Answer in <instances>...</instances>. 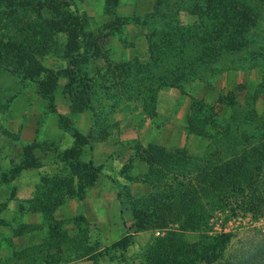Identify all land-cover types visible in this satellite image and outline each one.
Returning a JSON list of instances; mask_svg holds the SVG:
<instances>
[{"label":"rangeland","instance_id":"obj_1","mask_svg":"<svg viewBox=\"0 0 264 264\" xmlns=\"http://www.w3.org/2000/svg\"><path fill=\"white\" fill-rule=\"evenodd\" d=\"M176 1L114 0L110 5L108 0H60L65 15H57L55 1L42 12L44 19L55 20L59 26L53 51L42 60L50 71L68 66L63 55L68 27V19L64 16L86 17L85 29L99 43L101 51L98 59L86 65L95 78L96 93L92 99L98 113L95 130L107 127L111 134L106 140H99L98 134L94 135L93 151L85 147L81 160L88 162L92 158L96 166L103 167V174L78 195L68 196L57 209L54 217L59 225L54 228L61 230L59 235L53 234L45 225L42 215L29 211L28 201L44 195L43 181L67 175L66 166L59 157L74 143L70 133L72 128L82 136L91 132L92 113L73 109L72 98L65 93V79H60L52 96H45L40 94L34 82L23 80L0 67V264H144L147 250L157 239L168 237L177 227L170 225L168 230L140 233L131 230L134 245L122 257V252L112 247L127 232L118 208L117 186L127 187L134 197L150 193V186L140 180L147 172V166L138 155L139 145L158 144L172 152L188 149L194 155L206 148V140L187 131L188 117L195 100L216 105L215 110L222 117L227 105L225 101L223 104L219 101L225 97L236 98L242 106L252 108L254 112L249 122L255 123L247 125L248 134L264 137V93L254 99L255 91L264 80V70L251 68L247 59L243 60L244 55L223 54L213 65L202 69L200 77L187 80L180 87H162L158 90L156 103L153 102L149 109H144L141 100L125 90L115 92L114 98L104 93L107 80L104 74L108 67L116 71L128 63L150 61L151 32L157 29L153 40H158L161 31L158 18L151 15ZM3 14L0 12V37L8 32L6 27L10 26V19ZM28 16L35 17L33 14ZM130 18L138 21L125 23ZM181 19L192 25L199 21L198 17L184 11ZM259 20V34H263V12ZM181 52L176 50L172 54V65L178 58L188 59L193 54L188 49L185 55H180ZM154 66L169 67V64L159 62ZM126 85L129 88V83ZM27 146H33L34 156L42 167L14 176L11 172L23 160ZM236 202L234 198L230 203H224V208L216 209L208 221H201L200 231L187 235L186 240L193 243L203 236L225 232L232 234L226 257L244 258L263 251L264 211L252 214L241 209L233 210ZM205 208L208 209L202 206L201 215ZM79 217L86 221L72 222ZM124 218L130 227L132 213L126 211ZM25 226L28 229H23ZM83 231L87 232L89 244L95 251L85 259H77L78 253L71 248L70 241ZM197 264L206 263L200 261Z\"/></svg>","mask_w":264,"mask_h":264},{"label":"trees","instance_id":"obj_2","mask_svg":"<svg viewBox=\"0 0 264 264\" xmlns=\"http://www.w3.org/2000/svg\"><path fill=\"white\" fill-rule=\"evenodd\" d=\"M52 1L57 4V15L63 16L60 0H0V12L10 19V26L6 27L8 32L0 37V67L34 82L40 94L45 96H52L63 78L66 80L65 93L72 98L73 109L92 113L91 132L82 136L72 128L70 133L74 143L59 157L66 166L67 175L43 181L44 195L28 201L29 211L42 215L45 225L53 234L59 235L61 230L54 228L59 225L54 217L57 209L68 196L78 195L103 174V167L96 166L92 158L88 162L81 160L85 147L93 151L94 135L98 134L99 140H106L111 134L107 127L95 130L98 125V113L92 101L96 93L95 78L86 65L98 59L101 51L99 43L85 29L86 17L64 16L68 19V27L63 55L68 66L50 71L42 62L53 51L59 34L57 22L42 16ZM113 1L108 0V3L111 5ZM251 2L254 4L250 5ZM167 7L163 6L151 15L158 18L161 31L158 40H153L157 29L151 32L150 61L128 63L116 71L108 67L104 74L107 78L105 94L114 98L115 92L125 90L138 97L144 109H149L153 102L156 103L159 89L180 87L187 80L200 77L201 70L213 65L223 54L244 55L243 60L246 58L251 68L264 70V33L259 34L258 30L259 15L264 14V0H177ZM183 11L198 17L199 21L193 25L185 24L181 19ZM31 14L35 17L28 16ZM137 21L130 18L125 23ZM187 49L193 51L192 57L178 58L172 65V54L180 50V55H185ZM159 62L169 64V67L154 66ZM128 83L129 88H126ZM255 93V100L264 93V80ZM224 101L227 110L222 117L215 110L216 105L195 100L191 107L187 131L207 141L201 153L194 155L188 149L172 152L153 143L137 147L141 161L147 166V172L140 180L149 185L151 191L145 196L134 197L127 187L117 186L119 211L127 232L112 247L121 251L122 257L134 245L131 230L133 233L168 230L170 225H175L177 228L168 237L157 239L147 250L144 264H197L200 261L206 264H264V250L244 258L226 257L225 252L232 242L229 233L206 235L193 243L186 240L187 235L200 231L202 220L208 221L216 209L234 198L237 202L233 210L252 214L264 211V137L254 135L255 138L246 130L253 118L252 108H245L236 98L225 97L219 103ZM33 150V146L24 149L23 160L13 169L12 175L42 167ZM202 206L208 209L205 208L201 215ZM126 211L133 215L130 227L125 224ZM83 221L85 218L79 217L72 222ZM70 242L71 248L78 253L77 259L94 254L86 231Z\"/></svg>","mask_w":264,"mask_h":264},{"label":"crops","instance_id":"obj_3","mask_svg":"<svg viewBox=\"0 0 264 264\" xmlns=\"http://www.w3.org/2000/svg\"><path fill=\"white\" fill-rule=\"evenodd\" d=\"M101 176H102V175H101ZM117 193H118V190H117ZM117 195H118V194H117ZM116 199H117V198H116ZM117 201H118V199H117ZM118 208H119V207H118ZM25 238H27V237H25ZM22 239H23V238H22ZM24 241L26 242L27 240L24 239Z\"/></svg>","mask_w":264,"mask_h":264}]
</instances>
